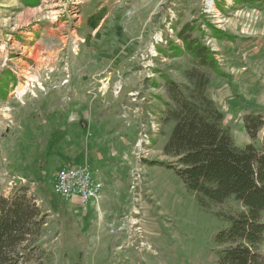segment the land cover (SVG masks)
Instances as JSON below:
<instances>
[{
    "label": "rangeland",
    "instance_id": "obj_1",
    "mask_svg": "<svg viewBox=\"0 0 264 264\" xmlns=\"http://www.w3.org/2000/svg\"><path fill=\"white\" fill-rule=\"evenodd\" d=\"M214 1L0 0V195L28 186L48 213V258L21 264H218L215 235L244 206L205 210L148 162L171 159L161 73L190 84L192 56L170 52L186 23L217 54L224 75L211 74L209 92L234 142L263 145L245 117L264 116V0ZM78 165L103 182L97 200L54 192L59 169Z\"/></svg>",
    "mask_w": 264,
    "mask_h": 264
},
{
    "label": "trees",
    "instance_id": "obj_2",
    "mask_svg": "<svg viewBox=\"0 0 264 264\" xmlns=\"http://www.w3.org/2000/svg\"><path fill=\"white\" fill-rule=\"evenodd\" d=\"M256 1L234 0V4ZM210 27L218 38L228 36L222 29ZM177 36L182 45L170 44L172 56L187 52L195 67L187 72L189 85L161 73L170 99L165 121L174 122L164 147L171 159L148 162L173 170L205 210L230 198L240 202L244 210L228 216L229 225L215 235V242L222 246L218 264H264V140L261 148L253 143L236 145L224 125V113L209 92L211 74L224 75L216 52L194 35L192 23H186ZM245 127L256 139L264 128V116L248 114ZM47 218L30 187H16L8 196L1 194L0 264L43 262L48 258L40 245Z\"/></svg>",
    "mask_w": 264,
    "mask_h": 264
},
{
    "label": "built area",
    "instance_id": "obj_3",
    "mask_svg": "<svg viewBox=\"0 0 264 264\" xmlns=\"http://www.w3.org/2000/svg\"><path fill=\"white\" fill-rule=\"evenodd\" d=\"M207 1L208 7L214 5V0ZM146 137L150 140L148 135ZM54 190L56 195L62 199L77 197L80 202L85 204L102 196L104 184L89 166H63L57 173Z\"/></svg>",
    "mask_w": 264,
    "mask_h": 264
},
{
    "label": "bare ground",
    "instance_id": "obj_4",
    "mask_svg": "<svg viewBox=\"0 0 264 264\" xmlns=\"http://www.w3.org/2000/svg\"><path fill=\"white\" fill-rule=\"evenodd\" d=\"M28 78H30V77H28Z\"/></svg>",
    "mask_w": 264,
    "mask_h": 264
}]
</instances>
